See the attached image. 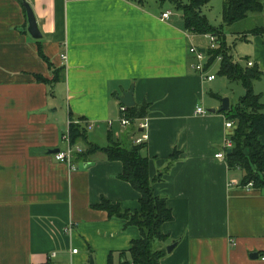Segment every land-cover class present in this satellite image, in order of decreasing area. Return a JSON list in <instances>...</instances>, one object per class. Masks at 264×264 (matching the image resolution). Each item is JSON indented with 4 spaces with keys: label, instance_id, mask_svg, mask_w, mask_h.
I'll list each match as a JSON object with an SVG mask.
<instances>
[{
    "label": "crops",
    "instance_id": "1",
    "mask_svg": "<svg viewBox=\"0 0 264 264\" xmlns=\"http://www.w3.org/2000/svg\"><path fill=\"white\" fill-rule=\"evenodd\" d=\"M25 1L38 40L27 32L22 0H0V264L131 263L138 229L95 209L102 200L140 209V194L120 179L122 163L97 151L62 164L50 151L138 140L153 194L173 214L161 226L166 241L153 242L165 252L175 245L159 264H264V195L241 186L243 171L215 157L234 128L221 105L195 114L215 79L194 69L188 49L198 35L182 14L161 20L170 11L155 0ZM261 5L258 25L238 35L240 63L261 72L252 91L264 107ZM130 90L147 115L121 126L120 99ZM70 126L83 132L74 145Z\"/></svg>",
    "mask_w": 264,
    "mask_h": 264
},
{
    "label": "trees",
    "instance_id": "2",
    "mask_svg": "<svg viewBox=\"0 0 264 264\" xmlns=\"http://www.w3.org/2000/svg\"><path fill=\"white\" fill-rule=\"evenodd\" d=\"M135 1L139 5L146 2V0ZM155 1L160 5L169 3L176 11H180L185 29L191 35L209 34L216 37L217 48L208 50L206 69L220 57L218 75L231 83H239L245 93L234 105L229 106V110L221 112L226 120L234 125L229 135L230 153L225 151V161L230 169L243 171L241 186L252 184L253 189L264 195V146L260 142L261 136L264 135V107L261 96L252 91V83L260 79L261 72L256 65L248 67L247 64L233 61L232 50L227 47L223 32L215 29L202 15L203 8L212 0H187L186 4H183L181 0ZM222 6V21L227 27L243 21L250 14H260L263 7L261 0H224ZM252 32L255 33L257 30ZM238 39L244 40L245 37L241 36ZM39 81L45 82L41 78ZM146 110V104L126 108L125 117L130 122L143 119L147 115ZM69 129V143L74 145L79 138L83 137V132L75 126H70ZM144 147V144L126 147L113 142L108 148L99 149L97 146L87 144L86 152L76 153L77 158L84 161L97 151L102 152L107 160L120 161L123 166L120 179L129 183L140 194L138 211L123 210L120 204L105 200L95 207L105 211L110 218L115 217L124 221L123 229L135 227L139 231V239L131 243L132 246L128 251L131 263L124 261L121 264H159L166 252L165 249L154 250L153 242L166 241L161 226L173 219V214L166 207L165 199L153 194L149 180L148 159L141 154Z\"/></svg>",
    "mask_w": 264,
    "mask_h": 264
},
{
    "label": "rangeland",
    "instance_id": "3",
    "mask_svg": "<svg viewBox=\"0 0 264 264\" xmlns=\"http://www.w3.org/2000/svg\"><path fill=\"white\" fill-rule=\"evenodd\" d=\"M183 4L187 3V0H181ZM223 2L224 0H212L210 4L206 5L205 8L202 10V15L205 16L206 20L215 28L219 29L225 35V41L227 47L232 50V57L234 62H240V58H245L244 52V44L241 40L238 39L240 32L244 29H251L255 27L260 22L257 15L250 14V16L243 21L236 22V24L227 27L224 25L222 21V10H223ZM151 3V0H146L145 5ZM152 5V4H151ZM156 9L161 11H170L173 15H180L182 14L180 11H176L169 3H164L158 6H154ZM211 41V36L207 35H198L194 39V43L192 44L198 50H203L206 53L208 52V46ZM204 61L202 65H206L208 59L207 55L204 56ZM197 64L196 59L194 60V65ZM219 62L217 60L213 61L208 69L204 73L205 76L214 75L215 81L206 85L208 87L206 93V102L204 104H199L200 108L204 110H209V105L213 104L215 107L212 108H219L221 105V100L224 98H228L230 105H234L239 98L245 95L242 86L238 83H231L224 77L218 75L219 72Z\"/></svg>",
    "mask_w": 264,
    "mask_h": 264
},
{
    "label": "built area",
    "instance_id": "4",
    "mask_svg": "<svg viewBox=\"0 0 264 264\" xmlns=\"http://www.w3.org/2000/svg\"><path fill=\"white\" fill-rule=\"evenodd\" d=\"M171 16V12H165L162 14L161 16V20L163 19H169ZM211 36V35H210ZM217 48V42H216V37L215 36H211V41L209 43V46H208V50H213V49H216ZM189 51V54L191 56H194V58L196 59L197 61V64L194 65V69L199 72L201 75H203V80H205L206 82H209V81H213L215 79V76L214 75H209V76H205L204 77V73L206 71V65H202V62L204 61V56L205 54L207 55V59H208V54L204 51L201 52L200 50L194 48V47H190L188 49ZM63 59H65L64 56H62ZM218 62H220V57H218L216 59ZM248 64V67H252L253 64L251 63H247ZM119 111L121 112V114L123 115L122 118H121V126H127L129 125L130 121L125 117V111H126V107L124 105H122L119 109ZM195 114L196 115H207L208 112L200 107H196L195 108ZM141 128H144L143 125H140ZM226 127L227 128H233V123H230V122H227L226 124ZM66 140H68L66 138ZM143 141L142 140H138L137 141V145L138 144H141ZM231 147V141H230V138L226 141L225 143V150L226 149H229ZM225 150L222 152V153H219L217 154L215 157L218 158V159H222L224 160L225 157H226V153H225ZM81 152L80 149H72L71 146H68V148L65 150V151H58L57 153L53 154V158H55V160L59 163H62V164H68V165H71L72 164V160H73V155L75 153H79ZM247 187H251L252 188V184H249ZM77 251L74 250L73 253H76ZM262 260L264 261V256L262 257Z\"/></svg>",
    "mask_w": 264,
    "mask_h": 264
},
{
    "label": "water",
    "instance_id": "5",
    "mask_svg": "<svg viewBox=\"0 0 264 264\" xmlns=\"http://www.w3.org/2000/svg\"><path fill=\"white\" fill-rule=\"evenodd\" d=\"M22 4H23V7L25 9L26 16H27V27H28L27 32L30 35V37H32L35 40H38V39L41 38V33L39 31V28L37 27L36 20H35V15L32 12L31 7L29 6V4L25 0H22ZM200 51L204 53L203 50H200ZM132 92L133 91L130 90L127 93H124L123 96L120 99L121 105H124L126 108H132L135 105L134 99L132 97ZM229 109H230L229 108V99L228 98L222 99L221 100L220 112H225V111H227ZM215 112H216L215 109L208 110V113H215ZM58 151L59 150H52V151H50V153L54 154V153H57ZM226 152L230 153V150L227 149ZM174 246L175 245L172 244L171 246L167 247L166 248V253L170 254L172 249L174 248ZM250 258L251 259H258V255L255 254V253H251ZM91 264H92V262H91Z\"/></svg>",
    "mask_w": 264,
    "mask_h": 264
}]
</instances>
